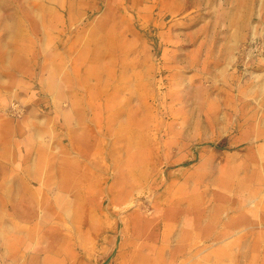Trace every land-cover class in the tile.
<instances>
[{"label":"rangeland","instance_id":"rangeland-1","mask_svg":"<svg viewBox=\"0 0 264 264\" xmlns=\"http://www.w3.org/2000/svg\"><path fill=\"white\" fill-rule=\"evenodd\" d=\"M57 243L264 264V0H0V250Z\"/></svg>","mask_w":264,"mask_h":264},{"label":"crops","instance_id":"crops-1","mask_svg":"<svg viewBox=\"0 0 264 264\" xmlns=\"http://www.w3.org/2000/svg\"><path fill=\"white\" fill-rule=\"evenodd\" d=\"M107 255L105 254L103 258L96 260L89 252L74 248L65 254L59 243L46 249L35 247L32 251L24 250L19 246L0 250V260L12 264H102Z\"/></svg>","mask_w":264,"mask_h":264}]
</instances>
